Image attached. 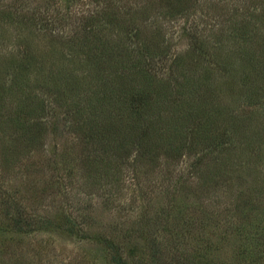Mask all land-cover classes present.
<instances>
[{
  "label": "rangeland",
  "instance_id": "rangeland-1",
  "mask_svg": "<svg viewBox=\"0 0 264 264\" xmlns=\"http://www.w3.org/2000/svg\"><path fill=\"white\" fill-rule=\"evenodd\" d=\"M2 10L30 22L0 27V148L17 150L0 169V264H264V0H0ZM108 17L131 55L149 42L155 56L136 65L108 43L113 62L96 73L82 45L99 42ZM201 78L195 99L211 108L239 95L241 139L195 164L199 152L167 150V121L169 97ZM166 82L163 103L134 97L149 83L163 96ZM69 101L98 116L70 113ZM137 102L163 116L145 158L108 141L123 138ZM13 111L41 122L37 143L15 134ZM87 125L98 139H85Z\"/></svg>",
  "mask_w": 264,
  "mask_h": 264
},
{
  "label": "trees",
  "instance_id": "trees-1",
  "mask_svg": "<svg viewBox=\"0 0 264 264\" xmlns=\"http://www.w3.org/2000/svg\"><path fill=\"white\" fill-rule=\"evenodd\" d=\"M15 16L10 10L0 11V27H2L3 23H7V22L9 24H13L15 23L16 19H18L17 23L19 22V24H25L27 26L29 25L30 21H27V20H30V19L24 20L25 17H22V16L15 17ZM112 20L113 18L108 17V26L102 30H99L102 36H98L97 38L95 34L93 35V37L95 38V41H99V42H96L97 44L93 43L95 46L91 45V47H89V45H84V44L82 45L84 48L87 49V51L88 50L90 51L92 56H89L88 58L93 60L92 65L94 69H95V66L97 67V70L95 71L96 73L98 72L101 73V71L103 70L105 66H108L110 65L111 62H113L112 60L113 56L111 54L110 56H107V54L109 53L108 50L110 46L108 45V47L107 46L103 47L105 44H108V43L109 44L111 43V46L113 45L115 48H118V52L120 49L122 50L121 51L123 52L122 53L123 58H121L122 61L129 59V57H131L133 58V60L131 61L136 65L138 61L142 59L141 57L147 59V58H153V56H155L154 54L155 52H153L154 48L152 47L151 49V45L149 42H146L145 44L143 43L140 50L136 51L135 49H133L134 55H131L128 52L127 48L129 50H132V49H130L129 47L125 48L124 47L125 45L124 46L122 45L124 41L118 40L119 38L117 40H114L112 38V35H115V34L116 35L126 34V32L119 31L117 29L118 27H115L113 24H111V22H113ZM92 25L93 24H91V26ZM90 29L93 30V28H90ZM104 30H106L105 33H103ZM103 36H105L106 39H104ZM88 44H89V41H88ZM192 49L194 50L197 48L192 47ZM157 50L158 51L156 52H158L159 54H162V52H164V49L163 48L160 49V47H157ZM179 59L180 58H178L177 60ZM104 62H109V64H105ZM126 64L127 62H123V63L121 62V67L126 69L128 65ZM46 78H44L45 82L49 80ZM144 78L148 79V81L151 80L149 77V74H145ZM205 80L207 79L206 78H201V80L198 79V85L194 84L193 88L186 89L187 93L189 91H192V93L189 96H187V94L185 93L186 91L183 92V95L178 91L176 96H173V98L169 97L171 98V101H172L174 113L172 114L171 112L168 115L169 120L167 121V124L169 128L172 130V132H169L168 135L170 136L167 137V141H168L167 150L171 153L172 152L175 153V155H180V156L183 154H186L184 153L185 151L187 153H190L191 155L199 152L200 156L195 161V164H197V162L199 163V161H201L202 163L204 159L209 158V156L215 152V149H217V147L220 148L224 144L228 145L230 150H232L235 144L239 143L241 139L240 137L238 138L239 135L237 133V131L240 128V124L237 121V117L233 115L232 113L233 110L230 108L231 106L232 107L235 106L234 104L236 103L235 99L239 95H236V93L232 89L231 91L228 90V93H229L228 97L231 99V106L229 105L224 106L225 108L227 107L225 110L221 108L215 109V107L211 108L210 103H208L207 105L203 100L195 99L196 95L194 93H197V89L200 87V85L207 86V83L203 82ZM19 81L20 80H16V82L14 81L13 85L15 87H20ZM232 82H233L232 80L228 81L227 76H226V80L223 79L222 81L226 89H228L227 84L232 83ZM16 84H19V85H16ZM149 85L150 83L146 86L138 87L139 95L135 93L134 97L138 96L137 99H140L139 101H142L143 99H151V98L154 101L157 98H159V100L162 102L161 98L166 96V94L169 91L170 85L168 86L166 82V88H165L166 90L165 89L160 90L161 88L164 87V84H160V86H159V83L155 84L156 86L155 89H157L158 87V89L160 90L158 91V93H161L163 95L160 97L157 96L156 94L154 95V92L155 93L157 92L151 88H148L147 86ZM58 86L60 88H58L55 84H52V87L56 89L54 90V92L56 91L55 96L59 97L62 86L61 85H58ZM235 87L237 86H235L234 84L233 88ZM130 89L133 90L137 88L132 87ZM63 90L65 91V89ZM241 98H242V102H240V99H239L238 105H241L244 102H247L246 100L247 97L245 98V96L242 95ZM69 102H70L69 104L70 106L69 105L68 106L70 108V113L73 114V111H74L76 116L79 114H82V112L85 111L86 109L95 111L96 115L98 116L99 110H96V109H99V107L89 106L88 104H83V105L80 104V107L78 109L76 104L72 105L71 101ZM65 103H68V102L65 101ZM63 104L64 103L62 99V105ZM2 105L3 104L0 101V109ZM74 105H76V107H74ZM218 105L220 107V104ZM238 105L236 107H238ZM248 105L249 104H246V106ZM146 106H147L146 102H137V104H128L126 108L124 109L127 113V117L125 118V121L121 123V124L125 123L124 131H126V133H124L123 138L118 136L117 137L118 140L116 138L114 139L113 137L108 140L115 147L126 146L127 150L133 149L132 151L133 153L139 154L140 156L144 158L145 156H147L148 153L149 154L152 153L151 150H154L152 147L154 145H157L156 144L157 142L155 141L156 139H159V137H161L162 128H163V124H162L163 116H160L158 113L155 114V112H152V109L149 106L147 107ZM228 108L230 109L228 110ZM147 109H148V112H151V113H148ZM13 113H10L11 115L7 114V116L5 117H7L8 119L7 122L9 124L11 123L12 125H14L13 129L15 130V134H18L20 131H25L23 135L27 136L25 137L27 141H32L33 139V144L37 143L38 140L41 138L40 136V129L42 128L41 122L39 120L29 121L28 112H27V115H25V113L23 114L20 111L19 112L13 111ZM3 115L4 113L1 112V115H0L1 118L3 117ZM26 116H27V120H26ZM155 117L156 119H158V121L155 119ZM187 125H190L191 129H189ZM87 127L88 128H84L83 130L84 132H82L83 133L82 135L85 136L86 140L87 139L89 140L98 139L100 137V130L98 132V130L91 125H87ZM94 132H96L95 136H93ZM159 142H158V145H159ZM201 144L205 145L204 146L205 148L199 147V145ZM11 145L12 144H9V145L7 144L6 146H3L2 148H0V169L2 168L4 169V164L6 161L12 162L13 160H15V156L17 155L16 154L17 150L14 146H11ZM215 158L216 157H214V159ZM87 168L89 170L86 171L85 173L88 174V176L90 177L97 176L95 173H93V172H96V170H91L94 168L91 163H88ZM72 231L73 230L69 232L71 233Z\"/></svg>",
  "mask_w": 264,
  "mask_h": 264
}]
</instances>
